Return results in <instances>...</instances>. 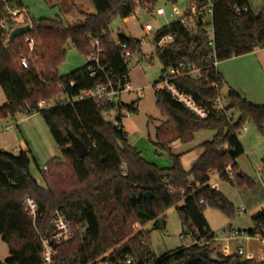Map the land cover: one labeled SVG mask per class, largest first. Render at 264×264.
I'll list each match as a JSON object with an SVG mask.
<instances>
[{"label":"trees","instance_id":"16d2710c","mask_svg":"<svg viewBox=\"0 0 264 264\" xmlns=\"http://www.w3.org/2000/svg\"><path fill=\"white\" fill-rule=\"evenodd\" d=\"M91 1L96 14L85 15L83 24L74 27H65L58 20H12L9 12L24 9L23 2H0V23L8 26L7 31L0 30V87L7 100L0 108V121L23 112L40 114L62 155V159L51 160L47 171L41 172L45 183L42 187L31 174L29 151H21L18 156L0 151V237L10 254L0 264H45L42 240L54 234L51 215L57 209L64 211L75 236L55 245L53 264H93L105 258L122 263L130 257L135 264H264L243 259L238 253L214 258L216 234L204 217L207 208L224 212L232 209L227 198L211 184L213 175L231 181L228 166L239 187H255L254 182L240 175L236 160L244 154L240 133L246 123L254 124L264 136V106L254 105L230 90L228 106L224 111L215 110L225 79L213 66V54L220 64L256 49L264 50V7L255 13L247 0H215L214 47L209 45L208 33L200 23L196 30L189 31L176 21L157 34V40L166 35L176 36L175 41L156 50L162 73L181 65L200 70L199 79L182 77L174 84L209 116L200 119L166 92H156L157 108L166 121L156 130L155 147L170 151L176 142H192L199 131L215 133L211 141L201 145V156L186 171L179 155H171L170 168H159L129 144L121 118L123 111L137 112L135 103L99 107L95 100L74 101L82 92L107 81L102 73L91 76L92 64L59 76L68 43L89 57L93 42L99 41L106 74L115 80L114 85L124 88L129 84V61L124 58L122 45L136 56L142 54V43L120 36L119 42L114 41L110 25L116 18L126 20L134 16L137 8L153 13L161 0ZM29 24L30 33L6 47L10 32ZM29 38L34 40L32 50L27 43ZM21 56L27 58L28 69L21 66ZM41 102H54L55 106L41 110ZM114 110L119 112L115 123L105 118ZM67 130L87 147L85 159L80 158ZM230 151L234 152V159ZM262 164L264 169V158ZM146 193L152 195L151 201L144 198ZM26 198H32L38 206L36 220L26 211ZM174 206L193 243L156 259L144 232L134 226L142 227L148 221L160 219ZM252 221V228L240 232L262 238L264 209Z\"/></svg>","mask_w":264,"mask_h":264},{"label":"rangeland","instance_id":"374dc122","mask_svg":"<svg viewBox=\"0 0 264 264\" xmlns=\"http://www.w3.org/2000/svg\"><path fill=\"white\" fill-rule=\"evenodd\" d=\"M21 1L25 9V18L18 21L21 23L48 19L61 21L65 27H74L83 24L85 15L96 14L91 0ZM247 1L250 9L255 13L264 7V0ZM158 6L164 7L168 13L174 6L184 11L187 1L161 0ZM174 21L175 19L169 16L166 19L159 18L154 13L137 8L134 17H130L127 21L120 18L114 19L110 25V31L116 42H119L122 32L128 37L142 42V54L134 56L127 64L129 84L119 98L120 104L129 106L135 103L137 108L136 113L126 111L122 113L121 123L123 129L128 133L129 144L138 149L146 161L159 168H170L173 165L171 155H179L183 168L190 171L202 152L201 145L214 138L213 131H199L192 142L188 144L176 142L171 145L170 151H160L155 147L156 130L166 121V117L157 108V91L153 88V83L161 76L163 67L157 57L153 55L151 42L145 39L146 34L143 28L150 24L156 30H160ZM66 53V59L58 69L60 77L67 76L85 67L88 63L87 57L73 48L71 43H68ZM223 65H225L223 68L227 70L228 75L221 90L220 104L227 107L228 93L230 90H234L248 102L264 106V70L257 58L242 56L220 62V66ZM221 74L223 75V73ZM6 103V97L0 87V108ZM48 106L54 107L55 103L51 102ZM118 114L119 112L114 110L105 118L115 123ZM22 141L27 145L24 151L30 153L31 174L40 186L45 187L41 172L45 170L51 160L62 159V155L40 114L23 112L0 121V148H5L7 152L18 156L22 151ZM240 141L244 148V154L236 160L239 173L254 182L255 187L253 189L248 186L239 187L233 175L229 176L230 182L222 181L217 175H214L211 184H217L218 191L232 205L230 212L216 208H207L204 212L210 229L219 240L227 239L230 236L227 232L228 228L235 231L252 228V217L264 209V187L257 177V173L263 170L264 136L254 124L246 123L240 133ZM134 229L144 232L156 259L193 243L192 239L185 234L176 206L169 208L162 218L148 221L142 227L135 225ZM247 248L252 254L257 255L256 258L264 261V242L261 241V238L252 240L249 247L246 246L244 250H248ZM9 256V248L0 237V261L5 262ZM213 256L217 257L215 253Z\"/></svg>","mask_w":264,"mask_h":264},{"label":"built area","instance_id":"2783aa9c","mask_svg":"<svg viewBox=\"0 0 264 264\" xmlns=\"http://www.w3.org/2000/svg\"><path fill=\"white\" fill-rule=\"evenodd\" d=\"M187 7L184 11L179 10L176 6H174L171 11L168 13L166 9L162 6H157L153 13L159 17L166 19L167 16L174 18L175 21H180L183 25L189 30L194 31L197 29V24H203L205 30L208 33L210 42L209 45L214 47V12L216 7L215 0H186ZM2 3H5V0H2ZM25 9L10 11L9 15L12 20H21L25 18ZM134 17V16H133ZM127 21V19L125 20ZM170 25V24H169ZM168 26V25H167ZM163 29V28H162ZM160 29V30H162ZM0 30L7 31L8 26L5 22L0 23ZM160 30H156L152 25L147 24L143 31L146 34V40L151 42L152 52L155 55L156 50L162 48L173 41H175V35H166L160 37L157 40V34ZM143 39V40H145ZM27 43L32 50L34 47V40L28 39ZM142 43V42H141ZM126 45H122V49L125 50L124 58L126 61H130L134 58V56L126 50ZM93 53L87 57L88 63L92 64V77H96L98 73H102L106 75V82H101L96 85L91 90H87L81 93L78 98H75L74 101L79 100H95L99 107H105L107 105H119L120 96L126 91V87L128 84L122 88L120 86L114 85V79L109 78L106 74L107 67L102 65L101 55L102 49L100 48L99 41H94L92 44ZM213 66L218 68L219 62L216 59L215 53L213 54ZM20 64L24 69H28V60L25 57L20 58ZM96 67V69L93 68ZM182 77H190L192 79H199L201 77L200 70L196 69L194 66L185 67L183 65L178 67H170L161 74V76L153 83V88L159 92L163 91L169 94L174 100L182 104L189 112L194 114L196 117L200 119H205L209 116V112L200 108L191 96H188L184 92H182L175 84L174 81L182 78ZM71 86L74 87V83H71ZM141 95V94H138ZM47 103L42 102L39 104V109L44 110L48 108ZM217 111H224L225 107L220 104V100L217 102L214 107ZM118 125V124H117ZM45 171L47 168L45 167ZM227 175L232 176L231 167L227 168ZM257 177L259 181L263 184L264 187V169L261 172L257 173ZM213 189H217V185H212ZM170 192H174L173 187H169ZM183 194V192L181 193ZM200 204L204 205L203 201H200ZM24 205L26 211L29 216L36 220L38 215V206L36 202L32 198H26L24 200ZM243 212V211H242ZM52 225L55 227V231L53 236L50 239L42 240V252H43V261L45 264H53V258L55 256V245H61L63 243L71 241L75 236V231L73 230L70 222L68 221L65 213L61 209H57L51 215ZM231 239L237 242V245L240 249L243 248V241H248L251 239L246 233L236 231L231 233ZM261 241L264 242V236L261 238ZM242 254V251H240ZM246 259H253L252 256L247 255ZM93 264H135V260L133 258H127L124 262L118 263L110 261L108 258L100 259L98 262ZM155 264V263H151Z\"/></svg>","mask_w":264,"mask_h":264},{"label":"crops","instance_id":"0c3cea01","mask_svg":"<svg viewBox=\"0 0 264 264\" xmlns=\"http://www.w3.org/2000/svg\"><path fill=\"white\" fill-rule=\"evenodd\" d=\"M245 57H254V58H257V60L259 61V64L260 66L262 67V69L264 70V50H261V49H256L253 53L249 54V55H246ZM225 65H223L222 67L220 66V64L218 65V70L220 73H223V77L225 78V80L227 79V75H228V72L225 68ZM227 81V80H226ZM21 149L22 151H24L27 147V145L22 141L21 142ZM0 151H6L5 148H0ZM203 152V151H202ZM201 152V154H202ZM201 154H199L198 156V159L199 157L201 156ZM197 159V160H198ZM214 177V175L212 176V178ZM212 180V179H211ZM212 182V181H211ZM212 185H217V184H212ZM218 190V185H217V189ZM183 206V204H182ZM209 226V225H208ZM210 228V227H209ZM250 229V228H249ZM247 229V230H249ZM211 230V229H210ZM247 230H237V231H247ZM212 231V230H211ZM227 232H229V237L227 239H223V240H219L217 237L215 238V242L213 244V249H214V253L216 254V256H220V255H223V256H227V257H230V256H233L235 254H240L242 256L243 259H246V256L247 255H250L252 256L253 259H256V260H259V261H263L261 259H258L256 258L257 255L255 254H252L250 251H249V248H247L248 250H244L246 248V246L249 247V244L251 243L252 240H259V238H251L249 239L248 241L244 240L243 243H244V246L242 249H240L237 245V242L236 241H233L231 239V233L233 232H236L235 230H232L231 228H228L227 229ZM214 233V232H213ZM231 245V246H230ZM232 249V250H231ZM240 251H242V254L240 253ZM258 254V253H257Z\"/></svg>","mask_w":264,"mask_h":264},{"label":"water","instance_id":"95a60500","mask_svg":"<svg viewBox=\"0 0 264 264\" xmlns=\"http://www.w3.org/2000/svg\"><path fill=\"white\" fill-rule=\"evenodd\" d=\"M31 30H32V26L29 24V25H24V26L18 27L16 29H14L13 31H11L9 34V39L6 43V47H9L16 40V38L22 37V36L30 33ZM120 37L128 38V36L124 32H122L120 34ZM67 132H68V136L71 139L73 146L77 150L80 158L85 159L88 156L87 147L82 143V141L78 137H76L74 134H72V132H70L69 130H67ZM229 153L231 154L232 158L234 159L235 158L234 152L230 151ZM144 198L148 201H151L152 195L150 193H146L144 195ZM161 222H163V221H161Z\"/></svg>","mask_w":264,"mask_h":264}]
</instances>
